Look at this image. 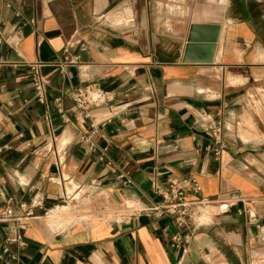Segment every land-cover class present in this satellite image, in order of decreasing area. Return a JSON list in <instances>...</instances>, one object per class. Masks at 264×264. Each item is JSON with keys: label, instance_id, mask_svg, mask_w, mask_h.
I'll list each match as a JSON object with an SVG mask.
<instances>
[{"label": "crops", "instance_id": "crops-1", "mask_svg": "<svg viewBox=\"0 0 264 264\" xmlns=\"http://www.w3.org/2000/svg\"><path fill=\"white\" fill-rule=\"evenodd\" d=\"M155 2L0 0V264H264V0L226 6L209 64L181 61L193 11L167 24ZM85 86L106 96L87 116ZM181 177L213 202L177 244L142 209ZM19 226L23 246L5 240Z\"/></svg>", "mask_w": 264, "mask_h": 264}, {"label": "built area", "instance_id": "built-area-1", "mask_svg": "<svg viewBox=\"0 0 264 264\" xmlns=\"http://www.w3.org/2000/svg\"><path fill=\"white\" fill-rule=\"evenodd\" d=\"M76 58L68 60L69 63L75 62ZM44 62L33 61L29 62L31 84L34 91L36 100L40 103L46 102V85L48 84V77L40 71V66ZM74 106L84 111L87 116L88 111L93 106H99L106 101V96L103 92L97 88L85 86L82 88H76L71 92ZM207 129L213 134L215 141L221 143L223 124L221 121L209 120L207 123ZM88 142V140H86ZM89 149L93 150V143L89 142ZM217 152V151H216ZM104 159V152L100 153L98 160ZM118 178L123 184H130L132 180L125 174H119ZM156 193L162 196V201L156 204H152L142 210L147 214H153L155 216H170L177 228L174 235V240L177 244H182L188 238L192 237L196 228L200 223L196 222L195 216L197 215V209L200 206H205L213 202V200L199 196L200 185L195 178L184 177L174 178L170 180L166 187L158 185L154 186ZM193 195V198H187V195ZM21 210H25L24 204H20ZM31 213L29 210H26ZM14 217L13 208L8 203L3 210L0 211V222H6ZM15 219H18L15 217ZM22 226L17 227L12 235L6 237V241L16 242L18 245L23 246L25 244L23 236L20 232ZM8 248L5 247L4 251Z\"/></svg>", "mask_w": 264, "mask_h": 264}, {"label": "water", "instance_id": "water-1", "mask_svg": "<svg viewBox=\"0 0 264 264\" xmlns=\"http://www.w3.org/2000/svg\"><path fill=\"white\" fill-rule=\"evenodd\" d=\"M198 6L199 5H196L195 9ZM226 6L227 5L220 4L216 6V13L214 15L215 19L206 23L207 28L205 25L200 24L198 20L199 18H196L199 24L192 20V23L189 26L184 53L181 58L182 62H198L206 64L213 62L216 41L219 37L222 17ZM193 12L197 13V10H194ZM206 29L207 31L205 32ZM199 30H202V33H199ZM179 36L181 37L182 35L180 34Z\"/></svg>", "mask_w": 264, "mask_h": 264}, {"label": "rangeland", "instance_id": "rangeland-1", "mask_svg": "<svg viewBox=\"0 0 264 264\" xmlns=\"http://www.w3.org/2000/svg\"><path fill=\"white\" fill-rule=\"evenodd\" d=\"M153 1V0H152ZM157 1V4L159 6H162V10H168L167 12H161L159 17H161L162 21H166L167 24H172L176 21H180L181 19H186L185 17H187L186 15H188L187 12H184L183 9H191L192 11L197 10V13L192 12L191 13V20H190V24L193 22L198 23V21L196 20V18H199V22L201 25H205L208 21H212L214 20V15L216 13V6L217 5H236L239 6L242 2L248 1L249 2H253V0H154V2ZM156 4V2H155ZM199 5L197 8L199 9H195V6ZM250 6V5H249ZM174 8H180L182 11H175L173 13H171L170 11H173ZM170 10V11H169ZM187 13V14H186ZM239 15H243L242 13H239ZM184 16V18H182ZM195 17V18H194ZM225 17V13H223V17H222V21L224 20ZM181 23V22H179ZM199 24V23H198ZM182 25V23H181ZM184 25V24H183ZM222 27V26H221ZM207 28V26H206ZM183 29H179V31H182ZM198 31V30H197ZM199 33H202V30H199ZM207 31V29L205 30V32ZM221 31V28H220ZM220 31H219V35H220ZM180 33V32H178ZM181 34V33H180ZM131 210V209H130ZM203 213L208 216L210 211L207 208L203 209ZM80 216V214H79Z\"/></svg>", "mask_w": 264, "mask_h": 264}]
</instances>
